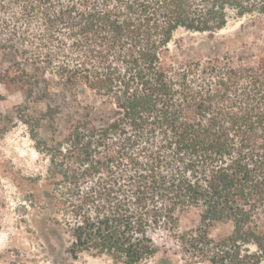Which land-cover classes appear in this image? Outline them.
Returning <instances> with one entry per match:
<instances>
[{"label": "trees", "instance_id": "trees-1", "mask_svg": "<svg viewBox=\"0 0 264 264\" xmlns=\"http://www.w3.org/2000/svg\"><path fill=\"white\" fill-rule=\"evenodd\" d=\"M262 14L264 0H0V50L17 64L5 83L39 95L56 79L111 105L81 107L60 164L51 154L78 197L68 253L140 264L164 232L190 262L264 264V47L251 61L166 58L178 29ZM191 208L198 223L181 231ZM227 221L228 235L210 236Z\"/></svg>", "mask_w": 264, "mask_h": 264}, {"label": "rangeland", "instance_id": "rangeland-1", "mask_svg": "<svg viewBox=\"0 0 264 264\" xmlns=\"http://www.w3.org/2000/svg\"><path fill=\"white\" fill-rule=\"evenodd\" d=\"M262 47L264 14L246 15L211 33L176 30L166 58L181 63L223 59L228 54L251 61ZM13 60L0 50V264H123L87 252L68 253L72 241L69 223L74 216L67 204L78 203V197L65 193L63 172L51 162V154H56L60 164L65 145L58 149L57 143L69 122L78 118L81 107L91 108L96 115H109L111 105L102 104L101 98L82 85L73 91L55 83L56 79L46 92L40 84L39 95L24 94L19 83L2 79L5 70H16ZM71 167L76 168V163ZM262 217L264 220V213ZM198 220V209L191 208L181 217L180 230L195 227ZM231 229L230 222H218L209 233L217 238ZM153 240L157 252L140 264H207L187 261L179 242L164 232L153 234Z\"/></svg>", "mask_w": 264, "mask_h": 264}]
</instances>
